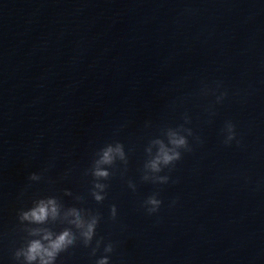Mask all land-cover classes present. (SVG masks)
Instances as JSON below:
<instances>
[{
    "label": "clouds",
    "instance_id": "9594fccd",
    "mask_svg": "<svg viewBox=\"0 0 264 264\" xmlns=\"http://www.w3.org/2000/svg\"><path fill=\"white\" fill-rule=\"evenodd\" d=\"M227 93H222L220 97H217V100H221ZM225 131L227 133L225 144H229L232 140L236 138L235 125L232 122H227L225 125ZM192 135L191 129H189L188 136ZM171 144L175 146V151H162L155 159L150 161V168L154 172L161 171L160 165L163 164L165 167L174 166L175 162L180 160L182 157L181 150L191 151L187 137L181 136L179 139H172ZM119 153L123 157L122 146H117L113 149L112 146H107L103 150V162L111 164L113 161V152ZM148 165H146L147 167ZM93 175L97 178H104L105 180L109 178V173L102 170L94 171ZM40 176L32 174L29 179L37 180ZM147 177H143V180H146ZM168 176L161 177L158 181L153 183H167ZM129 187L135 190V184L129 181ZM94 189H99L100 191H92V196L96 202H102L105 199V189L107 188L106 184L95 183L93 186ZM162 204V200L157 198V194L149 196L144 201V207L149 215L157 213ZM73 214L76 216V227L80 229L79 235L73 232L71 229L65 228L61 230L58 234L53 233L52 231H47L44 240L48 241L47 245L41 243L40 240H31L28 242L26 247L22 250L24 258L27 264H35L38 261V264H55L57 257L60 253L67 251L70 247L74 246L79 239L84 247L91 245L93 237L96 234L97 225L101 219L100 215L92 214L91 219L84 221L81 218L80 212L75 209L72 210ZM52 215L53 218L57 215V208L55 206V201L53 199H48L47 202L40 200L38 204L30 209L29 211H24L19 215L20 219L31 220L37 224L45 222L49 215ZM117 215V208L115 205L111 206L110 216L111 219L115 220ZM102 239L96 241V246L92 248V255H95L99 249ZM114 246L112 243H108L104 247L105 253H112ZM96 264H109V256L104 255L100 257Z\"/></svg>",
    "mask_w": 264,
    "mask_h": 264
}]
</instances>
